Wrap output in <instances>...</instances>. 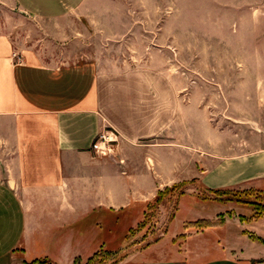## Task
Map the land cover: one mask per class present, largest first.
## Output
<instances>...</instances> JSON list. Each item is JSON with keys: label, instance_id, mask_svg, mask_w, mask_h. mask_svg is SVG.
<instances>
[{"label": "crops", "instance_id": "1", "mask_svg": "<svg viewBox=\"0 0 264 264\" xmlns=\"http://www.w3.org/2000/svg\"><path fill=\"white\" fill-rule=\"evenodd\" d=\"M86 3L0 0V264L90 259L113 242L103 238L108 222L141 212L174 184L264 191V144L195 167L191 155L177 154L172 89L148 86L167 81L163 72L131 71L121 83L95 60L46 61L57 41L83 36L78 23L87 33L96 14ZM8 13L21 17L29 38L16 34ZM105 127L117 135L112 156L92 149ZM164 131L171 141L153 142ZM193 192L179 198L169 230L125 264H264V215L242 218L221 202L197 212Z\"/></svg>", "mask_w": 264, "mask_h": 264}, {"label": "rangeland", "instance_id": "2", "mask_svg": "<svg viewBox=\"0 0 264 264\" xmlns=\"http://www.w3.org/2000/svg\"><path fill=\"white\" fill-rule=\"evenodd\" d=\"M85 12L96 14L93 23H86L87 33L78 23L75 29L83 36L57 41L46 61L95 60L103 74L117 75L121 83L131 71L163 72L167 81L155 77L148 86L172 89L176 151L191 155L194 167L206 157L212 164L233 151L264 144V0H87ZM3 18L15 25L16 34L28 32L19 15ZM100 133L110 136L109 143L96 148V139L93 151L117 154L116 133L108 127ZM154 140L167 144L171 137L164 131ZM187 192L195 194L197 212L221 202L227 204L225 212L242 218L264 215V191L251 187L217 193L197 182L166 187L155 204L152 198L141 212L131 210L120 214L117 224L108 222L103 238L113 237V242L73 264H125L131 253L169 230L179 198ZM178 213L182 219L189 215Z\"/></svg>", "mask_w": 264, "mask_h": 264}, {"label": "trees", "instance_id": "3", "mask_svg": "<svg viewBox=\"0 0 264 264\" xmlns=\"http://www.w3.org/2000/svg\"><path fill=\"white\" fill-rule=\"evenodd\" d=\"M189 182L193 183V182H195V181H194V180H191V181H189ZM195 183H196V182H195ZM197 184H198V187H201V188H203L204 190L209 191V192L217 193V192L222 191V190H217V191L208 190V189H206L205 187L201 186L199 183H197ZM185 185H187V183H178V184H174V185H172V187L177 188V187H181V186H185ZM172 187H171V188H172ZM158 200H159V193L156 195V197L153 198V200L151 201V204H152V205L155 204L156 202H158ZM151 204H150V205H151ZM145 205H147V203H146ZM144 213H145V212H144ZM257 217H259V216H257ZM141 224H143V223H141ZM201 224L203 225V224H204V221L201 222ZM98 254H99V252L96 253L94 256H96V255H98ZM94 256H92V257H94ZM92 257H91V258H92ZM45 261H46V260H44V259H40V260H36V261L30 262V263H26V264H40V262H45Z\"/></svg>", "mask_w": 264, "mask_h": 264}, {"label": "built area", "instance_id": "4", "mask_svg": "<svg viewBox=\"0 0 264 264\" xmlns=\"http://www.w3.org/2000/svg\"><path fill=\"white\" fill-rule=\"evenodd\" d=\"M109 135L108 134H98V136L96 137V139H98V143L95 145L96 148H100L102 145L104 146L106 143H109ZM95 139V141H96Z\"/></svg>", "mask_w": 264, "mask_h": 264}]
</instances>
